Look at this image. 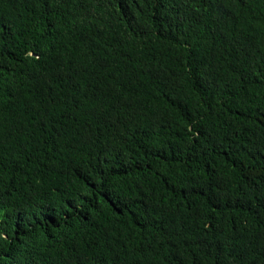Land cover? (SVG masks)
Wrapping results in <instances>:
<instances>
[{
	"label": "trees",
	"instance_id": "trees-1",
	"mask_svg": "<svg viewBox=\"0 0 264 264\" xmlns=\"http://www.w3.org/2000/svg\"><path fill=\"white\" fill-rule=\"evenodd\" d=\"M0 264H264V0H0Z\"/></svg>",
	"mask_w": 264,
	"mask_h": 264
}]
</instances>
